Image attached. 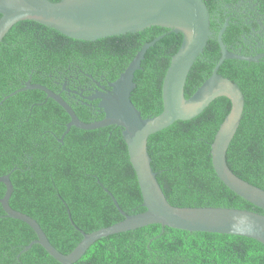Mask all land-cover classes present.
I'll use <instances>...</instances> for the list:
<instances>
[{
	"label": "trees",
	"instance_id": "trees-1",
	"mask_svg": "<svg viewBox=\"0 0 264 264\" xmlns=\"http://www.w3.org/2000/svg\"><path fill=\"white\" fill-rule=\"evenodd\" d=\"M203 1L211 35L187 74L186 98L210 76L219 59L216 38L226 18L222 41L228 50L243 55L264 50V0ZM161 34L133 77L130 99L146 118L162 110V82L181 34L151 25L85 40L35 20H20L0 41V175L10 173V206L34 218L64 254L82 239L81 231L89 233L123 218L103 187L125 213L144 210L121 127L71 126L60 142L69 116L44 91L26 89L2 99L30 79L60 93L80 120L101 119L104 114L96 101L70 99L78 92L88 93L76 86L94 80L107 85L145 42ZM218 73L235 82L244 96L226 162L237 176L264 189V57L257 62L226 59ZM230 106L228 98L216 97L196 116L149 135L151 167L170 204L264 213L226 187L212 165L210 144ZM4 192L0 182V197ZM35 238L27 223L6 216L0 204V264H61L37 243L22 250ZM71 264H264V244L241 235L152 223L95 240Z\"/></svg>",
	"mask_w": 264,
	"mask_h": 264
},
{
	"label": "water",
	"instance_id": "water-1",
	"mask_svg": "<svg viewBox=\"0 0 264 264\" xmlns=\"http://www.w3.org/2000/svg\"><path fill=\"white\" fill-rule=\"evenodd\" d=\"M0 15V41L9 28L20 20H35L65 35L85 40L137 32L151 25L169 28L182 36L163 78L162 110L156 115L143 118L132 103L130 95L135 87L134 72L141 68V61L147 49L161 39L163 34L145 42L119 76L107 83L108 87L94 80L99 89H95L86 98L97 100V107L104 114L101 119L91 122L80 120L60 93L40 83H31L30 79L3 97L2 100L26 89L44 91L46 96L57 102L69 116L66 129L59 138L60 142L71 126L80 129L120 126L144 207L140 212L127 214L107 188L103 187L123 218L89 233L81 231L82 239L70 252L64 254L50 243L34 218L10 206L9 198L13 186L10 173H5L0 175V182L5 185V192L0 197L5 215L24 221L36 234V238L25 245L23 251L37 243L61 264H71L79 259L95 240L152 223L188 231L241 235L264 244V213L228 207L170 204L157 181L147 151V139L152 133L176 120H188L196 116L216 97L228 98L230 110L220 123L210 144L212 165L226 187L264 210V189L237 176L226 162L228 146L243 113L244 96L235 82L218 73V68L226 59L257 62L264 57V50L254 55H243L228 50L222 41V34L229 18L225 19L217 33L220 57L214 64L210 76L186 98L184 85L187 74L211 35L209 12L203 0H0ZM73 92L77 93L76 90Z\"/></svg>",
	"mask_w": 264,
	"mask_h": 264
},
{
	"label": "flooded vegetation",
	"instance_id": "flooded-vegetation-1",
	"mask_svg": "<svg viewBox=\"0 0 264 264\" xmlns=\"http://www.w3.org/2000/svg\"><path fill=\"white\" fill-rule=\"evenodd\" d=\"M236 8H240V4H237ZM244 12H245V10H241L240 11V13H244ZM101 85H104V84H101ZM104 86L105 87H108L107 85H104ZM76 87L79 88L82 91H84V90L85 91H88V93L87 94H84V95L82 94V92H81V94L78 93V97L75 94L71 95L70 96V99H73L75 101L76 100H81V101L88 100L86 98V96H89L90 94H92L95 91V89H99L98 86L96 85L95 81L88 82L83 87H81V85H77ZM89 101H96V106H97V100L96 99L89 100ZM99 111H101V110H99Z\"/></svg>",
	"mask_w": 264,
	"mask_h": 264
}]
</instances>
